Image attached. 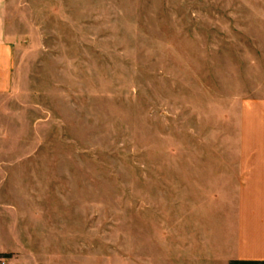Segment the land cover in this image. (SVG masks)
<instances>
[{"label": "rangeland", "instance_id": "rangeland-1", "mask_svg": "<svg viewBox=\"0 0 264 264\" xmlns=\"http://www.w3.org/2000/svg\"><path fill=\"white\" fill-rule=\"evenodd\" d=\"M17 8L0 98L10 264H219L240 128L264 126V0Z\"/></svg>", "mask_w": 264, "mask_h": 264}, {"label": "crops", "instance_id": "crops-1", "mask_svg": "<svg viewBox=\"0 0 264 264\" xmlns=\"http://www.w3.org/2000/svg\"><path fill=\"white\" fill-rule=\"evenodd\" d=\"M9 9L17 11V0H0V98L7 94L12 79L15 37L7 29ZM240 132L247 133L240 137V147L244 144L241 148L247 151L234 159L240 181L235 191L234 220L228 227L218 225L216 259L219 264H264V126L252 124ZM10 216L11 209L0 206V256L7 258V264L9 254L17 248ZM227 228L230 231H225Z\"/></svg>", "mask_w": 264, "mask_h": 264}, {"label": "built area", "instance_id": "built-area-1", "mask_svg": "<svg viewBox=\"0 0 264 264\" xmlns=\"http://www.w3.org/2000/svg\"><path fill=\"white\" fill-rule=\"evenodd\" d=\"M0 264H7V258L5 256H0Z\"/></svg>", "mask_w": 264, "mask_h": 264}, {"label": "trees", "instance_id": "trees-1", "mask_svg": "<svg viewBox=\"0 0 264 264\" xmlns=\"http://www.w3.org/2000/svg\"><path fill=\"white\" fill-rule=\"evenodd\" d=\"M4 255H6V256H7L8 254H4Z\"/></svg>", "mask_w": 264, "mask_h": 264}]
</instances>
